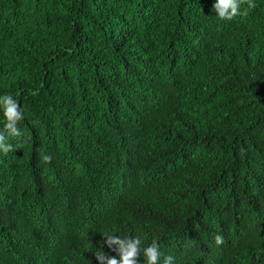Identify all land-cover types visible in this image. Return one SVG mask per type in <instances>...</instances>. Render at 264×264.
Masks as SVG:
<instances>
[{
  "label": "trees",
  "instance_id": "16d2710c",
  "mask_svg": "<svg viewBox=\"0 0 264 264\" xmlns=\"http://www.w3.org/2000/svg\"><path fill=\"white\" fill-rule=\"evenodd\" d=\"M212 4L0 0V264H100L106 230L264 264V0Z\"/></svg>",
  "mask_w": 264,
  "mask_h": 264
},
{
  "label": "clouds",
  "instance_id": "9594fccd",
  "mask_svg": "<svg viewBox=\"0 0 264 264\" xmlns=\"http://www.w3.org/2000/svg\"><path fill=\"white\" fill-rule=\"evenodd\" d=\"M252 0H249V7ZM212 8L215 16L230 19L236 15H243L241 0H213ZM24 118L23 104L16 95L11 92H0V152L12 150L14 145L10 142L11 137L21 135V127L18 122ZM104 237L103 244L113 248L115 254H106L101 247L94 254L100 264H176V257L170 253H162L160 244L156 239L150 243L141 245V237L133 234H119L106 230L101 233ZM220 243L222 236L216 234L214 237ZM143 259L138 260L137 257Z\"/></svg>",
  "mask_w": 264,
  "mask_h": 264
}]
</instances>
